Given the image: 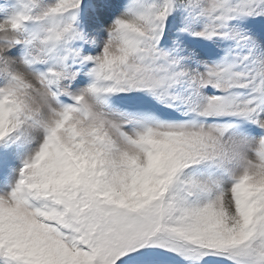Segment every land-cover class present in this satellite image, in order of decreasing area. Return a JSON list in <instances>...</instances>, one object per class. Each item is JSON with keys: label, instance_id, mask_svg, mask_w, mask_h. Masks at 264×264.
<instances>
[{"label": "snow or ice", "instance_id": "snow-or-ice-1", "mask_svg": "<svg viewBox=\"0 0 264 264\" xmlns=\"http://www.w3.org/2000/svg\"><path fill=\"white\" fill-rule=\"evenodd\" d=\"M17 3L0 264H264V0Z\"/></svg>", "mask_w": 264, "mask_h": 264}, {"label": "rangeland", "instance_id": "rangeland-1", "mask_svg": "<svg viewBox=\"0 0 264 264\" xmlns=\"http://www.w3.org/2000/svg\"><path fill=\"white\" fill-rule=\"evenodd\" d=\"M18 6L17 0H0V8L6 9L0 10V17L8 14L10 11H14ZM22 159L23 157L21 155L10 156L7 152H0V167L7 174L10 169H18L21 167Z\"/></svg>", "mask_w": 264, "mask_h": 264}, {"label": "clouds", "instance_id": "clouds-1", "mask_svg": "<svg viewBox=\"0 0 264 264\" xmlns=\"http://www.w3.org/2000/svg\"><path fill=\"white\" fill-rule=\"evenodd\" d=\"M10 27V25L7 24H0V31H3L4 29Z\"/></svg>", "mask_w": 264, "mask_h": 264}]
</instances>
